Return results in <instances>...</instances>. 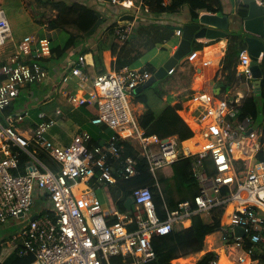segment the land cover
Instances as JSON below:
<instances>
[{"label":"built area","instance_id":"obj_1","mask_svg":"<svg viewBox=\"0 0 264 264\" xmlns=\"http://www.w3.org/2000/svg\"><path fill=\"white\" fill-rule=\"evenodd\" d=\"M95 2L106 9H122L120 16L134 15L133 20L119 17L114 26L113 32L122 41L132 35L140 15L152 9L146 0ZM176 34L182 36L180 27ZM11 38L10 23L0 9V47ZM177 47L178 43L172 46V53ZM63 51L61 45H53L51 37L30 33L14 53L0 60V224L29 218L8 243H21L20 254H33L32 264H114L115 259L116 264H140L156 259L155 236L184 225L193 214L221 206L228 210L232 232L235 225L245 228V236H233L236 243L251 253L264 254V160L259 157L264 150V128H255L252 116L236 115L240 97L193 90L177 110L193 131L187 140L191 145L177 135L162 138L148 134L133 109V91L151 74L127 65L89 74L86 56L81 54L61 76V82L76 88H65L61 95L72 107L93 106L96 114L91 122L112 132L97 139L82 130L69 144H61L48 132L56 120L35 126L26 110L12 113L10 107L23 87L48 79V59ZM199 57V51L192 50L184 59ZM251 60L246 47L236 65L248 80L253 79ZM211 62L201 60L203 65ZM74 77L78 78L75 82ZM57 113L62 108L57 107ZM126 145L147 160L154 176L180 157L193 156L198 191L176 209L165 205V218L158 214L148 186L134 189L132 207L105 211L94 185H109L136 174L137 160L124 155ZM210 264H219V257Z\"/></svg>","mask_w":264,"mask_h":264},{"label":"trees","instance_id":"obj_2","mask_svg":"<svg viewBox=\"0 0 264 264\" xmlns=\"http://www.w3.org/2000/svg\"><path fill=\"white\" fill-rule=\"evenodd\" d=\"M36 1H39L41 5L49 4L50 7L56 11L55 17L49 19L47 22V26H49L50 29H56L58 27L66 28L65 25L72 24L80 31V34L71 32V38H69L70 42L67 41L64 45L58 43L53 44L63 47L64 51L60 56L76 45L78 36L82 38L93 37L95 39V47L81 48L78 52L79 54H84L86 52L92 53L97 73H102L107 70L106 64L108 56L105 51L108 49L116 56L115 60L111 63L112 67L116 69H120L125 65L135 67L146 51L159 47L174 36L178 37L176 34L178 25L160 21V19H158L160 15L178 12L184 4H188L194 9L200 8L202 11L216 13L220 11L221 3L220 0H170L167 3H164L165 0H146V2L152 5L151 11L148 13L143 12L140 15L136 21L132 35L125 41H122L113 32L114 26L120 17L116 15V8L111 9V7H109L107 8L109 10L108 12H103V7L100 5L98 6L94 0H70V2L68 0ZM238 12L240 14H245L246 12L242 3L238 7ZM192 15L193 18L198 17L199 12L192 10ZM61 19L62 22L60 23ZM111 34L114 35L113 39L110 38ZM40 36L42 35H38V37ZM175 44L177 43H174L172 46ZM204 45L205 43L203 41L196 40L193 43V50L202 48ZM116 47H119V51H117ZM244 48H246V43L243 35L232 33L227 52L222 57L220 65L223 71H228L227 77H230L231 73L236 72V65L239 61L240 53ZM24 60L26 61V59ZM140 67L150 74H153L158 68L152 61H147ZM177 67L169 76L174 75ZM260 67L263 72L261 79V95L257 96L252 93L246 96L241 103L237 105L236 115L240 118L252 116L254 119H257L260 99L264 105V54L260 60ZM64 86H66L65 83L60 86L61 91ZM151 89L153 93L156 94V100L147 93V90ZM187 91L188 93L191 92V90ZM165 94H167L166 90H160L154 86L144 88L138 92L133 91L132 101L144 104V110L138 116L140 125L147 130L148 134L155 133L162 138L170 135H177L180 140L190 138L193 135V131L177 111L182 106V102L173 104L172 102L175 97H168L166 104L161 110L156 109V105ZM56 96H58V94L53 93L50 98L44 100L43 109L41 111L44 112V115L41 116L38 114L39 118L32 121L35 126H39L41 123H49L51 120L59 122L60 125L57 129V133L60 132V135L52 138L54 142L59 138L65 139L68 136V134L61 133L63 129L68 127L72 128V126L66 124L68 118L66 113L67 108L64 112L57 113V106L53 107L55 102L56 104L59 102ZM81 107L86 108V106ZM86 111L88 113L90 112L87 109ZM96 127L97 130L94 137L97 139H101L112 132V130L105 125H96ZM101 129L105 132L104 136H99L97 134ZM186 143L191 145L189 141ZM124 155H131L137 160V171L136 174L128 178L119 177L116 182L109 184L112 199L116 201L118 208L123 210L126 209L125 202L132 196L135 188L148 186L152 190L158 214L161 218H165L167 216L165 205L169 209H176L180 201L191 198L199 189V183L192 171L193 156L180 157L177 161L169 165V167H171L169 173L159 171L157 176H154L149 169L147 160L138 152H135L129 145H126ZM40 156L47 163H51L49 157L45 153H41ZM259 157L264 160V150L259 153ZM222 213L223 209L220 206L211 210V221H206L201 214H193L191 216V224L185 228V240L179 243V248L183 255L187 256L195 252L199 253L204 249L206 236L221 226L220 218ZM234 239L233 236H230L228 242L231 243ZM152 243L157 254L169 250L170 247L176 243V230L155 236L152 239ZM21 247V243L10 246L9 249H4V246L0 245V264H32L35 259L34 255L20 254L19 251ZM217 258L218 254L216 251L208 250L202 253L192 264H210Z\"/></svg>","mask_w":264,"mask_h":264},{"label":"crops","instance_id":"obj_3","mask_svg":"<svg viewBox=\"0 0 264 264\" xmlns=\"http://www.w3.org/2000/svg\"><path fill=\"white\" fill-rule=\"evenodd\" d=\"M0 1H2V0H0ZM220 2H221L220 3V11H224L225 14H227L230 18H232V22L230 23L231 24V30L228 29L229 34L226 37H220V38L214 39V40H206V39L200 40V41H203L205 43V45L202 48L197 49L199 51L200 57L195 61H188L186 59H184L182 61V62H187L189 64L188 66H190L191 69L193 70V75L190 74V76L187 78V81H181L182 84L177 85L176 89L170 85L171 86L170 87V94H171V96L175 97V99L172 102L173 104L177 103V102L183 103L185 101L186 97L195 89H203L207 92L219 94V95H223V96L226 95V96H228L229 99H234L236 97H240L241 101L246 96H249L252 93L256 95L255 90H254V84H253L254 78L250 79V80L245 79V78L241 77V75L239 74V72L237 70H236V72L231 73L230 77H227L228 71H223L220 68L221 67L220 66L221 65V59L224 56V54L227 52L229 40L231 38V34L236 31L237 27H239L238 23L240 22V17L238 16L237 12H238L239 5L242 3V0H220ZM192 10L198 11L199 15L208 12V11H202V10H200V8L194 9L191 6H189L188 4H184V6L181 7L178 12L162 14L158 17V19H160V21H162V22L176 24V25H178V27H182L184 25V23L191 21V19L193 18L192 17L193 16ZM166 17H168V19H166ZM46 25H47V23L44 22L41 25V28L42 27L46 28ZM44 28H42V29H44ZM232 28H234V29H232ZM47 32H49V33L52 32V29H47ZM37 33L41 34V30H39V32H37ZM35 35H37V34H35ZM45 35L46 34H43L42 36H45ZM47 36H49V35H47ZM49 37H51V36H49ZM78 38H79V36L77 37V39ZM83 39H85L84 43H81L78 47H72L71 50H68L63 54L64 60L61 62L60 65L55 64V63L53 65V59L54 58H61L62 56H60V57H54L53 56V57H50L48 59L46 66L48 69L49 77L45 81V83H47L49 85L51 84V93L53 92L55 94V92H54V89H55L56 94H58L60 97L58 99L59 104H57V107L62 108V112H64L65 109L67 108L66 113L68 115V118L66 120V124L68 126H72V127H75L77 125L80 128V132L82 131V129L87 130L86 128H83L81 126L83 123L85 124L86 122H89L90 124L96 126L95 124H93L91 122L92 117L95 116V114H96V109L93 106H86V108H83L82 110H80V107H77V108L73 107L72 108V106L70 104L69 105L71 107L69 105L61 106V100L60 99H61L62 95H61L60 86L62 84H64V82H61V76L63 75V73L66 71V69L68 67H71L72 65H74V63L78 60V57L81 54H83V53L79 54L78 51L81 48H85V47L91 48V47L96 46V42H95V39L93 37L83 38ZM12 44L7 47V50H6V46L0 47V60L5 55H7L8 53L12 54L15 52L14 48H13V46L15 47V43H12ZM9 49H11L10 52H9ZM116 49H117V51H119V47H116ZM75 52L78 53V57L74 56L77 54V53L73 54ZM105 53L108 56V58H107L108 60H107V64H106L107 65L106 71H108L111 68H114V67H112L111 63L115 60L116 56H115V54H112L109 49L107 51H105ZM84 55L86 56V59H87L86 71L89 74L97 73L95 70L94 59L92 57V53L86 52V53H84ZM202 59H211L212 62L208 65H203L201 63ZM180 70L182 72L183 70H185V67L181 66ZM73 80L75 82L78 80V78L74 77ZM65 88H68L71 90V89H75L76 86H74V85L69 86L68 84H66V86H64L63 89H65ZM187 90H191V92L188 93ZM180 93L183 96L182 99H178L176 97ZM168 97H170V95H168V94L163 95V97L160 99V102L156 106L160 107L159 106L160 103L163 104V106H164L167 102ZM63 101L66 102L64 99H63ZM133 104H134V108H135V105L137 106L136 110H138V111L135 110L136 111L135 113L139 116V114L144 110V104L141 102H133ZM11 106L12 107H10V108H11L12 113H15V109L13 108V105H11ZM68 108H70V109H68ZM161 108L158 110H161ZM86 109L89 110L90 112L88 113L86 111ZM78 118L80 119V121H78ZM34 120L35 119H33L31 121H34ZM59 125H60L59 122L56 121V123L48 129V132L50 134L51 139L55 138L57 136V135H55V133L57 132ZM80 132H78V133H80ZM78 133L68 134V136L65 139L59 138V139H57L56 142L61 143V144H69L71 142L73 136L78 134ZM97 134L99 136H101V135L104 136L105 132L103 129H101L100 131H98ZM92 135L94 136V134H92ZM187 140L188 139L184 140L185 144H187L186 143ZM99 190L102 191V193H100L101 195L98 194ZM94 191L101 198L105 211L109 207L118 208L116 201L114 199H112L108 184H102V185H98V186H96V184H95L94 185ZM105 192L108 195V202L107 203H105V201L103 200L104 199L103 195L105 194ZM222 209H223V213H222L221 218H220L221 226L206 236L205 247L199 253L190 254V255L186 256V255L182 254V252L180 251L179 246H178L179 242H182L185 240V228L191 224V219H189L184 225L182 224V225L178 226V228L176 230V243L173 244L170 247V249L168 250V251H173V253L179 252L177 254H173V253L170 254V261L172 264H192L197 260V258L202 253H204L205 251H208V250L216 251V253L218 254V257H219V264H222L223 259H226L228 264H264V259L261 258L263 253L262 254L261 253L260 254L251 253L245 245L237 244L235 239L231 243L228 242V238L230 236H232L230 234L232 225L229 222L228 210H226V208H224V207H222ZM229 211H230V209H229ZM201 215H202V217H204V219L206 221H211V219H212L211 211L204 212ZM18 220H19V224H20V219H18ZM18 220H11V221H8L6 223L0 224V245L4 246V242H3L4 239H6L8 237L10 239L11 236L16 233L15 232L11 235L12 231L9 232L8 229L13 224L18 223L17 222ZM1 230L3 231V233L1 232ZM9 239H8V241H9ZM8 241L6 240L5 243H8ZM174 250H176L177 252H175Z\"/></svg>","mask_w":264,"mask_h":264},{"label":"rangeland","instance_id":"obj_4","mask_svg":"<svg viewBox=\"0 0 264 264\" xmlns=\"http://www.w3.org/2000/svg\"><path fill=\"white\" fill-rule=\"evenodd\" d=\"M70 2V0H68ZM87 1V0H86ZM95 1V0H94ZM109 6V5H107ZM111 7V6H110ZM3 9L5 11L6 17L10 23L11 30H12V38L8 41L6 45V50L9 45L12 43H15L14 51L18 49V45L21 42V40L24 38L27 34H37V35H49L52 37L53 44L58 43L61 45H64L67 41H69V38H71L70 34L73 32L74 34H80V31L78 28L72 24L65 25L66 28L58 27L56 29H52V32H47V29H50L49 26L46 25V28L42 29L41 25L45 22L47 23L49 19H53L56 15V11L50 7L49 4L41 5L39 1L36 0H2L0 1V9ZM102 11H107L106 8H102ZM128 11V10H124ZM116 13V12H115ZM122 13V9H118L116 15L120 16ZM66 14V13H65ZM64 14V15H65ZM63 15V17H64ZM62 17V19H63ZM62 19L60 22H62ZM168 19V17H166ZM41 28V29H40ZM41 30V34H38L39 30ZM114 35H110V38L113 39ZM85 39L82 37H79L76 39V45L74 47H78L81 43H84ZM180 37H172L167 42L163 43L159 47H156L152 50H148L145 52L143 57L137 62V66H143L147 61H152L155 65L160 67L164 62L171 56L172 51L171 47L174 43H179ZM13 45V44H12ZM72 49V48H71ZM70 49V50H71ZM11 49H9L10 52ZM68 51V50H67ZM77 52L73 53L76 54ZM9 54V53H8ZM7 54V55H8ZM67 54V53H66ZM75 57H78V53L74 55ZM184 58V57H183ZM183 58L179 60V65L177 67L176 72L172 76H166L163 79L157 80L152 86L163 89L167 91V94L170 95V87L177 88V85H181V81H187V78L191 75H193V70L191 69L189 64L187 62H182ZM64 60V56L62 55L61 58H54L53 59V65L55 64H61V62ZM182 62V63H181ZM135 66V67H137ZM181 66L185 67V70L181 72ZM53 70V69H52ZM171 85V86H170ZM54 92L56 93L55 89ZM147 93L150 95V97L153 96V98L156 100V94L153 93V90H147ZM151 93V94H150ZM51 84L45 83V81H34L29 83L27 86L23 87L20 94L15 98V101L13 102V108L15 109V112L26 110L27 114L26 117L30 120L38 119L39 115L42 112L43 109V102L44 100L51 97ZM58 99L60 98L59 95L56 96ZM178 99H182V94L180 93L178 96H176ZM260 99V98H259ZM61 106L69 105L67 102L63 101V97H61ZM59 104V102L57 103ZM56 102L54 103L53 107L57 106ZM70 106V105H69ZM160 107H156V109H160L163 104H159ZM71 107V106H70ZM134 107V104H133ZM263 102L260 99L259 100V113L257 116V119H255L254 126L255 128L258 127H264V111H263ZM84 107H80V110H82ZM134 110L137 109V106L135 105ZM138 111V110H136ZM135 111V112H136ZM78 121L80 119L78 118ZM83 128H86L87 130L91 131L92 134H96L97 127L90 124L89 122L83 123L81 125ZM80 128L76 125L75 127H68L66 129H63L61 133L65 134H75L79 132ZM83 130V129H82ZM54 132V131H53ZM55 135L59 136L60 132H56ZM161 172L169 173L171 171V167L167 166L160 170ZM102 191H98V194L101 195ZM103 200L105 203L108 202V195H103ZM28 217L22 219L19 224L18 223L13 224L11 227H9V232L12 231L11 235L18 230H21L24 226V224L28 221ZM18 229V230H17ZM177 230V228L175 229ZM3 233V231L1 230ZM10 235V236H11ZM9 237L4 239V249H9L10 244L5 243V241H8ZM180 243V242H179ZM178 243V246H179ZM180 249V248H179ZM177 252L176 250H174ZM173 251H165L162 253L157 254V257L155 260L140 264H171L170 261V254H172ZM179 253V252H177ZM173 253V254H177ZM196 254V252L194 253ZM118 259L114 260V264H116Z\"/></svg>","mask_w":264,"mask_h":264},{"label":"water","instance_id":"obj_5","mask_svg":"<svg viewBox=\"0 0 264 264\" xmlns=\"http://www.w3.org/2000/svg\"><path fill=\"white\" fill-rule=\"evenodd\" d=\"M246 9L245 14L238 13L240 17L239 27L233 33L242 34L246 47L251 54V72L254 78V90L257 96L261 95L262 69L260 60L264 54V0H242ZM121 20H133V14H123ZM232 18L224 11L216 13H203L198 17L192 18L191 21L184 23L182 26V36L179 40L177 49L150 77L134 92L143 90L152 86L157 80L163 79L169 75V71L177 66L179 60L185 57L192 49L196 40H214L220 37H226L231 30ZM235 28V27H234ZM232 28V29H234ZM239 30V31H238ZM20 112L18 114H21ZM133 198L129 197L125 202L127 208L132 207ZM35 218V215L32 216ZM232 236H245V228L240 225L233 227ZM264 259V254L261 256Z\"/></svg>","mask_w":264,"mask_h":264},{"label":"bare ground","instance_id":"obj_6","mask_svg":"<svg viewBox=\"0 0 264 264\" xmlns=\"http://www.w3.org/2000/svg\"><path fill=\"white\" fill-rule=\"evenodd\" d=\"M222 264H228V262L226 261V259H223Z\"/></svg>","mask_w":264,"mask_h":264},{"label":"clouds","instance_id":"obj_7","mask_svg":"<svg viewBox=\"0 0 264 264\" xmlns=\"http://www.w3.org/2000/svg\"><path fill=\"white\" fill-rule=\"evenodd\" d=\"M211 13H212V12H211ZM121 16H122V15H121ZM121 16H120V17H121ZM180 28L182 29V27H180ZM179 37H180V36H179ZM180 38H181V37H180ZM199 41H200V40H199ZM192 50H193V49H192ZM192 50H191V51H192ZM184 58H185V57H184ZM184 58H183V60H184ZM178 63H179V62H178ZM178 65H179V64H177V66H178Z\"/></svg>","mask_w":264,"mask_h":264}]
</instances>
